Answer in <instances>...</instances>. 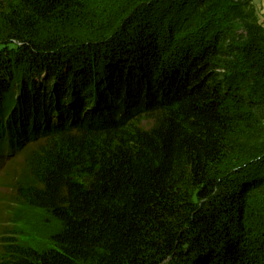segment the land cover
<instances>
[{"label": "trees", "instance_id": "1", "mask_svg": "<svg viewBox=\"0 0 264 264\" xmlns=\"http://www.w3.org/2000/svg\"><path fill=\"white\" fill-rule=\"evenodd\" d=\"M253 1H230L245 44L220 47L225 28H197L177 59L143 12L111 30L96 0H0V45L16 49L0 52V153L24 152L8 169L10 201L57 224L43 251L8 231L0 264H264V28ZM189 2L215 12L214 0L134 5Z\"/></svg>", "mask_w": 264, "mask_h": 264}, {"label": "rangeland", "instance_id": "2", "mask_svg": "<svg viewBox=\"0 0 264 264\" xmlns=\"http://www.w3.org/2000/svg\"><path fill=\"white\" fill-rule=\"evenodd\" d=\"M230 1L231 0H214L215 12L209 16L210 18H206L204 14H194L190 2L188 6H184V10L179 8L175 9V4H172L170 7L162 4L145 5V10H143V8L138 5H134V0H96V7L100 8V11H103L105 14H109L106 20L111 21L109 22L111 26L115 25L118 22L116 20L121 16V21L123 20V22L134 14L142 12L146 14L144 16V18H146L145 21L149 19V15L153 16V18L155 17V22L153 23L154 27H164L166 30L164 38L156 41V43L164 48L166 55L174 53L177 59H179V55H177V53H180L179 49H184L196 42L194 36L188 35L194 33L197 28H201V31H211L213 29L212 31L214 32L211 33L209 31L212 35H214L216 31L225 28L224 30L229 40H225L221 46L219 45L220 47H225L229 44H245L249 40L250 33L247 24L242 20L240 15L235 13L238 11L230 6ZM189 9L190 14L187 12ZM105 14L102 13L103 16ZM141 18L143 19V16H139L136 22L138 23ZM84 27L83 34H86L91 32L93 25L84 24ZM114 29L115 27L112 26L111 30ZM124 30L125 28L118 27L116 28V33L120 35ZM134 33L135 30L133 29L129 32V35H134ZM85 49L84 54H89L87 52L91 51V48L86 47ZM11 51L14 52L16 49L13 50L12 46L3 48L0 45L1 53L8 54ZM3 57L4 56L1 55L0 59L6 60ZM95 75H97V73ZM140 125L146 126L147 123L144 122ZM1 173H5V175L2 180V176L0 177V230L7 228L9 231H13L16 234L17 241L24 246L32 247L38 251L50 248L51 244L49 237L56 231L57 224L51 217L44 213L37 212L25 206L12 205L11 203H13V201H10L6 193V188H11L13 185L11 176L6 172ZM247 175L248 173L244 171L242 177L246 178ZM7 201H9V204H7ZM3 211L5 212L4 214H2Z\"/></svg>", "mask_w": 264, "mask_h": 264}, {"label": "crops", "instance_id": "3", "mask_svg": "<svg viewBox=\"0 0 264 264\" xmlns=\"http://www.w3.org/2000/svg\"><path fill=\"white\" fill-rule=\"evenodd\" d=\"M253 6L255 7L258 22L264 28V0H254Z\"/></svg>", "mask_w": 264, "mask_h": 264}, {"label": "clouds", "instance_id": "4", "mask_svg": "<svg viewBox=\"0 0 264 264\" xmlns=\"http://www.w3.org/2000/svg\"><path fill=\"white\" fill-rule=\"evenodd\" d=\"M6 171H7L6 173L9 174L8 170H6ZM4 175H5V173H3L1 180L4 178ZM9 175H10V174H9ZM10 176H11V175H10ZM1 180H0V181H1ZM7 188H9V187H7Z\"/></svg>", "mask_w": 264, "mask_h": 264}, {"label": "bare ground", "instance_id": "5", "mask_svg": "<svg viewBox=\"0 0 264 264\" xmlns=\"http://www.w3.org/2000/svg\"><path fill=\"white\" fill-rule=\"evenodd\" d=\"M86 114H90V112H86Z\"/></svg>", "mask_w": 264, "mask_h": 264}]
</instances>
